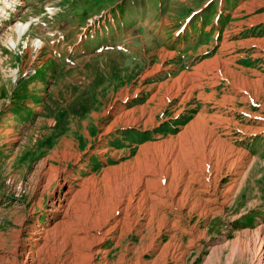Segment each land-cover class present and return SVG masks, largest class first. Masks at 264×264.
<instances>
[{"label":"rangeland","instance_id":"374dc122","mask_svg":"<svg viewBox=\"0 0 264 264\" xmlns=\"http://www.w3.org/2000/svg\"><path fill=\"white\" fill-rule=\"evenodd\" d=\"M2 1L0 264H258L264 0Z\"/></svg>","mask_w":264,"mask_h":264},{"label":"bare ground","instance_id":"6f19581e","mask_svg":"<svg viewBox=\"0 0 264 264\" xmlns=\"http://www.w3.org/2000/svg\"><path fill=\"white\" fill-rule=\"evenodd\" d=\"M2 0H0V2H1ZM11 1H13V2H15L16 0H11ZM18 1V0H17ZM22 1L23 0H21L20 1V3H22ZM3 2V1H2ZM7 3H9V2H7ZM12 3V2H11ZM9 4H7V8H10L11 7V5H9ZM0 12H1V10H0ZM27 28H28V24H26V25H24V26H22V27H20V30L18 31L19 32V37L21 38L25 33H26V31H27ZM112 129V128H111ZM207 138V137H206ZM196 140V139H195ZM201 140V139H200ZM204 140V139H203ZM198 141V140H197ZM187 142V141H186ZM185 142V143H186ZM197 143V142H196ZM199 143H201V142H199ZM184 144V143H183ZM204 144V143H203ZM202 144V145H203ZM187 147V146H186ZM185 146H184V148H186ZM176 148V147H175ZM190 148H192V147H190ZM177 149V148H176ZM159 150V149H158ZM168 151H170V150H168ZM174 151V150H173ZM175 152V151H174ZM191 152V151H190ZM194 152V151H193ZM170 153V152H169ZM173 153V152H172ZM192 153V152H191ZM200 153V152H199ZM165 154V153H164ZM164 154H163V156H164ZM177 154V153H176ZM166 155H169V154H166ZM190 155V154H189ZM195 155V154H194ZM211 155V154H210ZM177 156H179V155H177ZM196 156V155H195ZM162 157V156H161ZM190 157H192V156H190ZM152 158H153V156H152ZM175 159V158H174ZM196 159V158H195ZM201 158H199V160H200ZM169 160H171V159H165V158H163V159H161V160H159L158 158H153V159H151V160H149L145 165H144V169L143 170H141V173L139 172V178H140V180L143 182V180L145 179V177H147V176H150L151 178H149L148 177V179L146 180V185H147V188L151 185V184H155V183H159L160 184V182H161V184L163 185L164 183H166L167 184V186H166V188H169L168 186H169V184L167 183V181L165 182L164 180L166 179V178H170L171 179V181H175V175H174V171L176 170V161L177 160H173L170 164H169ZM180 160H182V159H180ZM201 160H203V158L201 159ZM186 161V160H185ZM178 162V161H177ZM187 162V161H186ZM201 163H203V162H201ZM205 163V162H204ZM198 164V163H197ZM191 165V164H190ZM192 166V165H191ZM191 169H193V168H191ZM190 169V170H191ZM180 170V169H179ZM194 170V169H193ZM180 172V171H179ZM213 174V173H212ZM188 178V177H187ZM190 178V177H189ZM184 179V178H183ZM164 181V182H163ZM193 181V180H192ZM188 182V181H187ZM209 182V181H208ZM145 183V182H144ZM159 186V185H158ZM190 186V185H189ZM189 186H187L188 188H189ZM213 186V185H212ZM202 187V186H201ZM187 188V189H188ZM199 190V189H198ZM198 190H196V191H198ZM187 192V191H186ZM193 192H195V191H193ZM204 193V192H203ZM146 194H148V193H146V192H144V195H146ZM163 194H164V190L160 193V196H163ZM193 195V194H192ZM166 196V195H165ZM168 196V195H167ZM185 196V195H184ZM200 196V195H199ZM192 197V196H191ZM151 198V200H153V201H160L161 200V198L160 197H158V196H151L150 197ZM182 198H184V197H182ZM189 198V197H188ZM187 198V199H188ZM199 198V197H198ZM144 199L145 200H147V198L144 196ZM170 199H172V196H168L167 197V199H165V200H162V202L163 203H167ZM185 199V198H184ZM204 199V198H203ZM135 200V198H134V193H130L129 194V203H128V205H127V208H130V206H131V203L133 202ZM182 201V200H181ZM180 201V202H181ZM193 201H194V199H193ZM210 201V200H209ZM208 201V202H209ZM174 202V201H173ZM183 202V201H182ZM158 203V202H157ZM186 203V202H185ZM201 203H202V201H201ZM162 204V203H161ZM197 204V203H196ZM158 205V204H157ZM186 205V204H185ZM198 205V204H197ZM201 205V204H200ZM138 206L141 208V207H143V205H141V203H140V201L138 202ZM159 206V205H158ZM164 206H165V204H164ZM157 207V206H156ZM163 207V206H162ZM189 207H190V205H189ZM194 207V206H193ZM201 207V206H200ZM203 207V206H202ZM153 208V207H152ZM172 208H174V207H172ZM171 208V209H172ZM179 208V207H178ZM155 209V208H154ZM203 210V209H202ZM165 211H167V210H165ZM174 211V210H173ZM171 212H172V210H171ZM176 212V211H175ZM128 213V212H127ZM126 213V214H127ZM212 213V212H211ZM166 214V213H165ZM203 214V213H202ZM130 216V215H129ZM162 219H164V216L162 217ZM165 220V219H164ZM172 227V226H171ZM179 229V228H178ZM175 230V229H174ZM176 236V235H175ZM173 237H174V235H173ZM179 240V239H178ZM179 242V241H178ZM239 244H238V242H236L235 243V246L237 247ZM177 246V245H176ZM241 246V245H240ZM262 246H263V243H261V246H260V248L259 249H256V253H255V258H256V261L258 262V264H264V249L262 248ZM165 247V246H164ZM235 248V247H234ZM168 249V248H167ZM243 253V252H242ZM254 253V252H253ZM32 261V260H31ZM32 263V262H31Z\"/></svg>","mask_w":264,"mask_h":264}]
</instances>
